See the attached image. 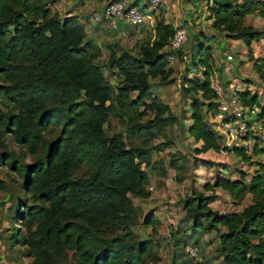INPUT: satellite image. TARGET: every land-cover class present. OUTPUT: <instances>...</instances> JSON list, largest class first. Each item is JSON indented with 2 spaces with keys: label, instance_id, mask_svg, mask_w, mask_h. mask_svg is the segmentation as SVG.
<instances>
[{
  "label": "trees",
  "instance_id": "trees-1",
  "mask_svg": "<svg viewBox=\"0 0 264 264\" xmlns=\"http://www.w3.org/2000/svg\"><path fill=\"white\" fill-rule=\"evenodd\" d=\"M52 1L0 0V165L19 169L17 154L6 148L7 134L32 153L44 148L25 166L27 184H34L39 201L25 203L18 212L34 228L25 235L17 227L12 240L28 246L31 264H154L162 258L157 244L140 238L133 228L141 210L133 195H151L148 168L154 147L134 139L153 140L180 121L171 105L153 93L152 79L173 80L170 54L183 58L184 45L168 49L176 25L157 14L154 34L142 39L137 52L119 43L109 45L107 67L117 77L114 85L97 62L99 46L86 40L79 15L61 16ZM208 10L214 28L249 46V57L264 81V55L255 56L252 50L264 28L246 22L247 15L264 13V0H212ZM192 59L188 67L202 74L185 75L183 89L202 98L190 104L188 132L201 142L197 152L219 151L222 135L206 119V111L214 119L219 103L212 45L200 41ZM235 93L245 104H261L249 89ZM112 115L128 117L126 134L108 131ZM56 122L61 123L59 133L46 141L47 128ZM159 147H167L166 142ZM233 150L249 168L255 166L254 172L237 168V176L220 175L205 187H222L237 203L252 193V202L224 212L209 207L216 194L200 192L187 198V213L194 232H215L220 264H264V162L257 158L263 149ZM83 164L90 166L89 173L74 175ZM0 188H7L1 178ZM142 221L155 225L159 218L150 212Z\"/></svg>",
  "mask_w": 264,
  "mask_h": 264
},
{
  "label": "rangeland",
  "instance_id": "rangeland-1",
  "mask_svg": "<svg viewBox=\"0 0 264 264\" xmlns=\"http://www.w3.org/2000/svg\"><path fill=\"white\" fill-rule=\"evenodd\" d=\"M150 0H138L140 6H145ZM82 0H54L51 2L52 8L58 11L61 16L75 12L83 5ZM86 10L82 15L87 31L86 40H95L99 46V55L97 62L104 67L106 74L113 82L117 84V77L111 73L107 67V61L110 55L109 45L119 43L127 49L138 51V46L142 39L150 36L146 29V23L132 26L121 25L118 28H111L106 20L95 21L92 16L94 12L101 9L103 0L84 1ZM165 0H161L157 14L161 15L167 12ZM170 16V14H169ZM166 17V15H165ZM177 16H175L176 18ZM174 20V19H172ZM264 13H257L246 22L263 26ZM259 26V27H260ZM264 28V27H260ZM147 30V31H146ZM147 32V33H146ZM152 32V31H151ZM190 39V34H189ZM189 41V40H188ZM218 44L224 51H237L238 47L233 48L227 44L225 39L217 38ZM264 40L259 43L262 46ZM183 58H174L171 65L174 68L173 80L160 82L159 78H153V93L160 96L165 102H168L172 110L179 115L180 121L170 124L155 139L144 141L141 137L135 138L134 142L146 146H153L152 165L148 168L150 174L149 188L151 190L150 198H143L133 195L135 204L141 207L138 221L133 225L134 230L140 238H152L157 244V250L160 252L161 260L154 264H193L187 255L183 242L194 241L200 245L202 252L210 262L220 264L216 261V235L213 230L205 232L204 230L194 232L192 228L191 216L187 213V198L196 193L216 194V198L209 203V207L219 211H231L242 209L253 200V194H248L242 203H237L230 195L228 190L215 186L207 189L205 184L215 183L220 175L237 176V168H245L254 172L255 166L249 168L244 164L236 153L222 146L221 150L211 149L206 152H197L195 148L200 146L188 132V125L191 123L190 104L195 97H201L198 93L184 92L183 79L185 75L201 76V72L194 67L189 68L193 55L181 48ZM238 53V52H236ZM185 62V66L183 63ZM137 92H133L135 95ZM206 110V107L204 108ZM206 119L213 123L214 128L219 132L217 122L207 112ZM153 115V112L149 113ZM118 118L112 115L108 121L107 129L110 133L120 131L127 133V119ZM60 122L51 123L45 132L46 141L54 139L59 133ZM9 151L17 154V165L19 169L11 167L9 164L0 165V178L7 183V188H0V264H31L33 255L29 248L22 242L12 240L13 232L18 230L28 235L32 228L27 226L19 215V210H23L25 203L31 204L38 202L37 189L33 183L27 184V175L25 166L33 163L40 155L44 153L42 148L38 153H32L26 146L20 145L11 134L4 138ZM166 142L167 147L160 149L159 144ZM223 143V142H222ZM223 145V144H222ZM0 145V152L3 151ZM177 160V163L174 161ZM90 166L83 164L74 169V175H87ZM20 205V206H19ZM153 212L161 219L155 225L143 223V218L148 213ZM195 237L193 238V236ZM213 243V245L211 244ZM213 246L210 247V246Z\"/></svg>",
  "mask_w": 264,
  "mask_h": 264
},
{
  "label": "built area",
  "instance_id": "built-area-1",
  "mask_svg": "<svg viewBox=\"0 0 264 264\" xmlns=\"http://www.w3.org/2000/svg\"><path fill=\"white\" fill-rule=\"evenodd\" d=\"M148 6H140L138 0H103V7L94 12L95 21L106 20L111 28H118L122 24L137 26L144 24L148 15L158 9L161 0H150ZM189 39L188 28L177 24L173 37L168 46L175 51L181 48ZM264 55V49L262 50ZM175 53L170 54V60L176 58ZM227 57L231 59L232 54ZM219 95L218 112L214 116L219 133L222 135L224 147H230L235 153V146H243L247 152H252L254 146L262 147L257 158L264 162V116L260 115L261 104H245L236 93L228 98L224 97V90L218 83L213 84ZM185 251L194 264H214L205 258L199 244L186 243Z\"/></svg>",
  "mask_w": 264,
  "mask_h": 264
},
{
  "label": "crops",
  "instance_id": "crops-1",
  "mask_svg": "<svg viewBox=\"0 0 264 264\" xmlns=\"http://www.w3.org/2000/svg\"><path fill=\"white\" fill-rule=\"evenodd\" d=\"M82 1V7L73 13L78 14L81 21L84 22L85 20L82 18V15L86 10L84 1L89 0ZM211 1L212 0H165L168 11L164 13L169 22H172L174 25L182 24L188 28L190 39L184 44L183 49L194 55V58H196L198 43L200 41H205L207 44L212 45L215 62V70L212 75V80L214 84L218 83L222 86L225 98H228L236 91L249 89L251 93H257L260 101H263L264 103V81L259 77L254 68L253 60L249 57V46L242 39L226 37L224 32L218 31L212 26L213 19L210 17L208 10ZM100 7H103V3ZM156 13L157 11L151 12L145 22L147 25L146 29L152 31L149 32L146 30L150 34H154ZM256 14L257 13L249 14L246 19H250ZM175 16L177 17L175 18ZM260 24L263 26L258 24L255 25L258 27H264V20L261 21ZM205 36H209V38H206ZM217 38L225 39L227 44H231L233 48L238 47L237 51H224L220 44H218ZM262 40H264V37L261 40L252 43V50L255 56L262 55L264 43L262 46L259 45ZM228 54H232L233 57L229 59L227 57ZM181 66H185V62ZM150 197L151 195L143 198ZM158 218L161 219L160 216ZM211 244L213 245V243ZM212 245L210 247L213 248ZM215 260L219 261L220 259L216 258Z\"/></svg>",
  "mask_w": 264,
  "mask_h": 264
}]
</instances>
